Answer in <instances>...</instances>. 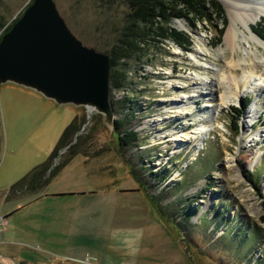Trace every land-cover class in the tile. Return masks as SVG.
<instances>
[{
	"label": "rangeland",
	"instance_id": "rangeland-1",
	"mask_svg": "<svg viewBox=\"0 0 264 264\" xmlns=\"http://www.w3.org/2000/svg\"><path fill=\"white\" fill-rule=\"evenodd\" d=\"M30 1L0 0V36ZM54 1L71 32L84 45L109 54L116 26L128 12L123 0ZM245 2L250 3L228 0L226 7L220 2L226 25L215 47L211 45L217 34L214 26L222 27L223 20L196 21L192 28L191 21L172 17L167 25L191 38L188 51L163 35L147 36L140 45L142 50L110 66V72L125 85L115 88L110 80L114 120L123 121L119 134L130 129L138 136L125 151L114 124L109 125L95 109L59 104L11 81L0 83V264H25L2 255H19L26 243L21 230L33 232L45 212L37 202L6 217L2 211L8 203L4 202L15 200L12 204L21 205L47 186L55 193L86 191L94 202L103 198L114 226L124 219L156 220L155 234L173 235L178 239L175 246L181 245L185 253L187 248L183 264H264V90L257 100L261 104L258 116L247 127L242 118L254 95L238 99V103L251 100L243 109L238 134L232 131L230 121L232 106H241H206L218 104L226 90L228 81H223L221 73H241L231 68V61L252 58L256 72H263L264 44L248 43L238 32L240 41L234 51L223 45L229 11L236 12L240 20L253 15L254 7ZM262 18L251 28L260 29ZM178 20L187 29L179 28ZM237 27L249 35L239 20ZM159 33L165 32L157 30ZM199 36L204 46L196 42ZM194 50L199 52L198 59L192 57ZM123 98L128 107L125 110L120 108ZM197 113L205 115L202 121L212 131L205 134L195 153L194 144L200 137L194 138L191 130L198 123ZM70 123L77 128L60 147L49 170L68 162L45 187L8 193L12 184L49 158ZM174 136L185 143L181 150L174 151ZM71 149L76 153L71 154ZM71 198L46 202L61 207L58 211L65 218L68 210L63 202L73 201L76 195ZM28 245L40 248L42 244L36 241ZM168 262L177 264L176 256L170 255Z\"/></svg>",
	"mask_w": 264,
	"mask_h": 264
},
{
	"label": "crops",
	"instance_id": "crops-1",
	"mask_svg": "<svg viewBox=\"0 0 264 264\" xmlns=\"http://www.w3.org/2000/svg\"><path fill=\"white\" fill-rule=\"evenodd\" d=\"M75 195L73 201L63 202L68 210L65 218L58 211L61 207L46 202L55 203L57 199ZM103 200L96 198L94 202L86 191L51 192L47 186L34 199L19 203L21 205L12 204L15 200L5 201L8 206L3 208L2 214L6 217L37 202L45 212L33 232L21 230L26 243L19 255L2 257L25 264H169L168 257L174 255L177 264H183L187 253L181 245L175 246L178 243L175 236L155 234L156 220L124 219L114 226V219L109 217V205ZM36 241L41 242L40 248L28 245Z\"/></svg>",
	"mask_w": 264,
	"mask_h": 264
},
{
	"label": "water",
	"instance_id": "water-1",
	"mask_svg": "<svg viewBox=\"0 0 264 264\" xmlns=\"http://www.w3.org/2000/svg\"><path fill=\"white\" fill-rule=\"evenodd\" d=\"M6 81L32 88L59 104L95 109L109 125L114 124L109 54L84 45L54 0H32L1 36L0 83Z\"/></svg>",
	"mask_w": 264,
	"mask_h": 264
},
{
	"label": "trees",
	"instance_id": "trees-1",
	"mask_svg": "<svg viewBox=\"0 0 264 264\" xmlns=\"http://www.w3.org/2000/svg\"><path fill=\"white\" fill-rule=\"evenodd\" d=\"M31 2L32 0L29 4H31ZM123 3L127 7L128 12L124 14L120 23L121 25L116 26L117 30L114 45L109 50L111 68L116 65L121 58L132 57L135 52L142 50L140 45L145 43V37L147 36L154 37L155 35H163L172 39L178 46L188 51L190 49L189 47L192 45L191 38L186 32L178 31L167 25L172 17L184 18L191 21L192 28L195 27L194 23L196 21H211L214 19L223 20L222 27H219L218 24H215L214 26L217 34L214 36L211 45L215 47L221 42L226 20L224 8L217 0H123ZM19 17H17L13 23L4 30V33L11 28ZM261 20V28L252 27V31L264 39V18ZM159 23L164 24L163 28L158 25ZM0 25L2 26L3 23L0 22ZM157 30H163L165 33L157 34ZM110 80L113 81L115 88L125 87V85L120 83L111 72ZM125 102L126 98H123L121 100V109H128V107L124 105ZM250 102V98H247L242 100L240 108L232 106L233 115L231 116L230 121L231 128L232 131L237 134L239 132L238 123L242 117L243 109L249 105ZM113 123L114 129L118 133L119 145L122 151H125L124 148H129L128 146L136 141L138 136L136 132L130 129H124L123 133L119 134L120 129H122L123 121L115 119ZM76 128L77 127L74 126L73 123H70L62 133L58 144L49 158L31 170L20 180L12 184L8 193L13 194L25 188L37 190L38 188L45 187L50 179L56 175L59 169L68 162V160L63 161L55 168L49 170L51 162L53 158L56 157L58 150L66 143L65 140L76 130ZM70 153L75 154L76 152L71 149Z\"/></svg>",
	"mask_w": 264,
	"mask_h": 264
},
{
	"label": "bare ground",
	"instance_id": "bare-ground-1",
	"mask_svg": "<svg viewBox=\"0 0 264 264\" xmlns=\"http://www.w3.org/2000/svg\"><path fill=\"white\" fill-rule=\"evenodd\" d=\"M224 6L227 7L228 4V0H219ZM250 3L245 2L244 5H249L254 7V13L251 17H248L245 20H240L237 17V13L235 12L234 14L229 11L230 15V24L228 25L224 37H223V45H225L227 48H229L231 51H234L235 48L239 45L238 41H240V37L238 36V32L241 33L242 38L241 39H245L247 40V42L249 43L250 41L258 44V45H263L264 41L261 40L260 38H258L252 31L251 28V24H254V22L261 16H264V0H249ZM238 3V2H237ZM238 5V4H237ZM233 9V8H232ZM239 20V22L241 24H243V26L245 27L246 31L249 33V35L247 36L245 31L242 29H239L237 27V21ZM177 25L179 26V28H186V25L178 20L177 21ZM187 29V28H186ZM202 38L199 36L196 38V42L199 45L204 46V43L202 42ZM178 52V51H177ZM246 56L248 54V52L245 53ZM199 56V52L197 50H194L192 52V57H195L196 59H198ZM252 58L251 59H246V57H242L240 60H238L237 62L235 61H231L230 62V66L233 70H242L240 74H235V73H221V78L223 79V81H228V84L226 86V90L221 94L220 96V102L218 104H210L208 103V105H206L207 107H212L213 109L217 107H219V105L222 106H226V105H237L238 103V99L241 97H244L246 94H250V95H254V101L251 103V105L247 108L246 111H244V115L242 118V124H246L245 127L249 126L254 119L258 116L257 115V111H258V107H260L261 104L257 103V100L260 98V96L263 94L262 93V89L264 90V84H263V78H264V63H263V72L258 74L255 70V67L252 65ZM242 65H248L249 67L247 68V70H245L244 68H241ZM207 65H203V67L206 68ZM208 67V66H207ZM219 72V69H216ZM220 73V72H219ZM193 97V95L191 96ZM196 97H200V94H198ZM215 109V110H216ZM212 110V109H211ZM206 113V112H204ZM216 113V112H215ZM197 115V116H196ZM194 116L197 117V125L194 129L191 130V132H193L194 138H198L200 137V139H198L195 142V153L198 152L197 150L201 148L202 146V142L205 140V134L209 133L210 131H212V129L210 128L211 126L209 124H206L204 121H202L205 117L204 114L202 113H197ZM204 116V117H203ZM208 117V116H207ZM253 124V123H252ZM212 125V124H211ZM244 127V126H243ZM247 133V129L244 130V134L246 135ZM191 135H188V137ZM175 140L173 141L174 144V151H178L181 150V148L183 147V145H185V143H182L181 141L179 142L176 136L173 137ZM256 140V138H254ZM200 140V141H199ZM196 155V154H195ZM256 155V154H255ZM261 155V152L258 153L256 155V158H259ZM232 158V157H231ZM257 160V159H256ZM255 160V161H256ZM254 161V162H255ZM253 164V162L251 163V165ZM236 177H240V175H236ZM264 188V186H263Z\"/></svg>",
	"mask_w": 264,
	"mask_h": 264
},
{
	"label": "built area",
	"instance_id": "built-area-1",
	"mask_svg": "<svg viewBox=\"0 0 264 264\" xmlns=\"http://www.w3.org/2000/svg\"><path fill=\"white\" fill-rule=\"evenodd\" d=\"M1 218V217H0Z\"/></svg>",
	"mask_w": 264,
	"mask_h": 264
}]
</instances>
